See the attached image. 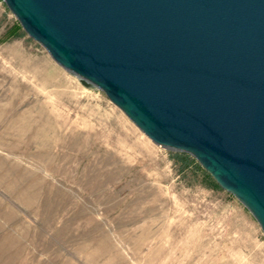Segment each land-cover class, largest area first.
<instances>
[{"label":"rangeland","instance_id":"obj_1","mask_svg":"<svg viewBox=\"0 0 264 264\" xmlns=\"http://www.w3.org/2000/svg\"><path fill=\"white\" fill-rule=\"evenodd\" d=\"M0 264H264V234L0 0Z\"/></svg>","mask_w":264,"mask_h":264},{"label":"water","instance_id":"obj_2","mask_svg":"<svg viewBox=\"0 0 264 264\" xmlns=\"http://www.w3.org/2000/svg\"><path fill=\"white\" fill-rule=\"evenodd\" d=\"M150 140L192 155L264 234V0H3Z\"/></svg>","mask_w":264,"mask_h":264}]
</instances>
